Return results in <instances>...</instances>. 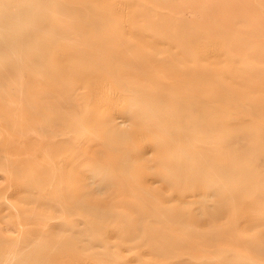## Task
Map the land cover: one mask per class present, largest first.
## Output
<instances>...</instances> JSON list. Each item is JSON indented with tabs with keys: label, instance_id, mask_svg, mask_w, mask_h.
I'll list each match as a JSON object with an SVG mask.
<instances>
[{
	"label": "rangeland",
	"instance_id": "1",
	"mask_svg": "<svg viewBox=\"0 0 264 264\" xmlns=\"http://www.w3.org/2000/svg\"><path fill=\"white\" fill-rule=\"evenodd\" d=\"M50 1L48 7L37 9L48 21L64 23L62 5L76 9L86 7L84 17H101L98 24H104L105 29L91 31L80 40L65 41L59 32L39 29L38 20L32 19L33 25L28 21L22 25L26 32L38 31L33 37L29 34L30 43L22 45V49L20 44V48L16 45L18 38L2 37L8 27H18L17 11L25 8L26 1L0 0V39H3L0 40V264H264V243H260L264 242V0H220L223 8L211 10L200 0L199 14L193 13L186 2L172 0L187 5L184 9L178 6L183 9L179 12L186 20L204 22L199 25L202 35L197 33L191 46V64L177 63L174 58L177 48L162 44L160 36L156 39L160 43L155 41L156 49L161 50L157 54L160 69L150 73L159 71L164 85L170 80L169 87L173 90L171 103L167 99L159 109H165L168 104L175 113L184 116L179 122L182 126L179 133L189 138L175 150L192 147L202 158L198 165L206 167L208 174L187 191L164 185L155 174L158 168L151 167L158 138L155 133L139 132L141 136L133 132L130 136L123 147L125 151L131 149L126 151L129 173L128 168L124 172L120 167L118 155L121 153L116 148L101 151L103 148L97 146L95 153L102 164L95 167L82 164L79 151H95L91 143H87V136H83L87 133L86 127L62 130V125L76 124L83 114L72 115L69 105L60 102L55 91L64 86V58L60 53L64 55L65 46L102 39L111 43L103 51L114 52L119 47L118 40L127 39L138 45L139 36L131 39L135 34L131 32L144 25L145 19L137 15L138 20L135 17L136 24L132 27L133 11L145 6L151 8L147 18L150 20L158 12L169 14L163 2ZM2 10L5 12L3 21ZM84 17L73 13L69 19L74 25L81 24ZM129 28L134 30L127 31ZM44 48L43 54L37 57L36 53ZM135 50L137 58L145 53V48ZM19 59L23 63L20 66ZM184 66L193 70L188 71ZM174 67L177 69L172 78L167 75L168 79L162 72L167 74ZM175 78L184 81V85L176 83ZM101 82L104 83L97 82L100 88H112ZM117 89L119 95L114 88L111 92L116 94L108 91L106 95H110L109 101L114 97L108 101V107L113 109L98 110L109 127L118 125V118L124 114L125 100L131 95L122 88ZM88 90L86 87L78 90L83 93L79 107L92 111L96 106L87 104ZM120 95H125V99ZM112 113L118 115L116 121ZM119 124L128 131L133 130L130 125ZM41 126L47 127L42 131ZM134 134L139 138L145 136L147 143L145 139L142 145L143 140ZM137 140L139 148L136 149ZM40 146H44V153ZM175 150L167 149L164 154L169 157ZM224 165L228 169L226 175L220 171ZM116 168L123 171V174L119 172L124 181ZM162 170L173 172L174 166ZM60 174L65 177L59 182ZM48 175L54 179L51 186L45 187L38 180ZM126 183L131 188H127ZM76 185L81 187L83 197H79L77 187L74 194L67 192L70 186ZM173 194L178 195V201L171 197ZM219 204L227 214L211 217L210 211ZM195 210L198 220L191 221ZM170 211H183L187 223L172 221L166 214ZM149 223L154 225L153 230L162 231L164 235L140 229ZM95 228H100L99 232ZM160 249H165L167 254L159 255Z\"/></svg>",
	"mask_w": 264,
	"mask_h": 264
},
{
	"label": "bare ground",
	"instance_id": "2",
	"mask_svg": "<svg viewBox=\"0 0 264 264\" xmlns=\"http://www.w3.org/2000/svg\"><path fill=\"white\" fill-rule=\"evenodd\" d=\"M25 1H26L25 8L17 11L16 20H17V23H19V25L17 24L18 27L17 28L8 27L6 29V32L3 33L4 36L2 37L3 39H8V37L11 39H13L14 37L18 38V39H15L16 42L18 41V43H16V45L20 44L22 46V45L27 44L28 42L30 43V37H29L30 35L29 34H32V37H33V35L35 36V34L37 33L38 30L33 31V33L30 32V30H29L30 33L28 31L26 32L25 28L22 25L24 22H27V21H28V23L32 22L33 21L32 19L38 20V22L40 24L39 29H41V30L51 29L56 33L59 32L65 41L72 39V38L73 39L77 38L78 40H80V39L84 38L91 31L101 32V30L103 28L105 29L104 24H102V23L98 24L101 17H94V16H88L90 18L84 17L85 15H87V12L85 10L86 7L83 9H81V8L76 9V8H72L71 6H63L62 5V9H63L62 11L64 13V23L61 24V23L55 22V21H53V22L48 21L46 18H43L40 14V11L37 10L38 8H40V6H43L44 8L48 7L52 3V1H50V0H25ZM99 1H101V0H99ZM150 1L153 2L154 0H150ZM155 1L163 2L165 7L164 6H162V7L166 8L168 10L169 14H164L162 12H158L159 14H154V17H152V19L147 20V18L149 17L148 12L150 13L151 8H148L147 6H145V8H141L142 10L139 9L138 11H133L134 14H133L132 27L134 24H136L135 17L137 18V20H138V17L140 19H145V22H143L144 25H141L140 27H138L137 31L132 29L135 32L133 31V32H131V34H133V33H135V34L132 36L130 34V36L132 37L131 39H134L133 37H135V36H139L140 41H139L138 45L128 41L127 39L118 40L119 42L118 41H116V42L119 44V47L114 52H104L103 51L104 49H107V47H106L107 45L111 46V43H107V40H102V39H99L97 41L95 40L93 42H90L89 40H84V41H79V43H77L75 45L65 46L64 55H63V53H60V54H62L61 57L64 58L63 69H62L63 77H64V86L62 87L61 90H55L56 91V97L58 98L59 101L62 100V102L64 104L69 105V107L71 108L72 115L83 114V116L78 119L76 124H73V125L71 124V125H67V126L62 125V130L63 129L64 130L70 129V128L75 129V130H77V129L79 130V129H83L86 127L85 129H86L87 133H83V136L84 137L87 136L86 141L88 144L91 143L90 146H92L94 150H95V147H97V146H101L103 148L101 151L107 150L110 148H116V149L120 150L121 156L118 155V157L120 158V161L119 160L118 161H119L120 167H122L125 170L124 172H126V169L128 168V167L126 168V166L130 165L129 164L130 162H128L129 158L127 157L128 155H127L126 151L131 150V149H127L125 151V149L123 147L127 145L128 141L130 139V136L133 134V132H136V133L137 132L138 133L144 132L143 134H152V133L157 134L158 138L155 141V150L153 151L154 159L151 160V162L153 161L151 167L158 168V170L155 174L157 175L159 180L164 185H167V186H169V187H171L177 191L178 190L187 191V190L191 189V187L193 185L199 184V182L201 183L204 178L208 177V174L206 172V167L202 168L198 165V163H200L202 161L201 160L202 158L200 155H198L194 152V149L192 147L187 146L183 150H179V151L175 150L177 145L181 144L184 140H186V141L189 140V138H187V137L184 138V137L180 136V133H179L182 129V126L179 124V122H181V120L184 119V116H182V115L179 116L178 113H175V109L170 107V105H168V104H167L165 109H163V110L159 109V107L163 106L164 102L167 99H168V102L171 103L173 90L169 87L170 86V80H168L167 86L164 85L162 78L158 74L159 71H157L154 74H151L150 72H151V70H159L160 69V66H159L160 59H159V55H157V54L161 53V50L156 49V47H155L156 42L160 43V40L157 41L158 40L157 37H159V36L163 39L162 40L163 43L161 42L162 44H169V45L177 48L175 50V53H174V56H175L174 58H175V61L177 63L192 62V61H190V56L192 55V53H191L192 47L191 46L194 45V43L196 41V37L202 35V33H199L200 32L199 25H202L204 22H197L196 21V23H195L192 21H188V20H186V18H184V16L182 14L180 15V13L187 5H189L191 7V10L193 11V13L195 11L197 14H199L201 11V10H199V5H202V4H201V2H199L200 0H182V1H184V3L185 2L187 3L186 6L180 5L182 1L181 2H174L172 0H155ZM118 2H119V0H118ZM125 2L126 1H124L123 3H125ZM204 2H205V4L208 5V10H211L215 7H222L223 8V6L220 3V0H204ZM86 3H88V0H86ZM178 6H182L183 9L182 10L179 9L180 7H178ZM112 7H114V5ZM119 7L121 8V6H119ZM135 10H137V9L135 8ZM179 10H181V11L179 12ZM122 11L123 10H121V13H122ZM113 12H116V11H113ZM2 13L3 14L1 15V21H3L5 19L4 10H2ZM73 13H77L78 16L84 17L82 20H80L78 18V20H80L82 22L81 24H78L76 22V24L73 25V23L71 21L72 19H69V16H71ZM113 14H115V13H113ZM137 15H138V17H137ZM125 16H124V18H125ZM174 16L177 17V19L174 18ZM6 17H9V16H6ZM13 17H11L9 19H12ZM13 21H14V18L12 19L11 22H13ZM138 23H139V21H138ZM30 24H32V23H30ZM126 24H128V23H126ZM130 28L127 31H132ZM124 29H126V28H124ZM127 33H126V35H127ZM197 33H198V36H197ZM123 34H124V32H123ZM3 39H2V41H3ZM31 39L33 42V38H31ZM136 39H138V37ZM13 40L10 41V43H12ZM199 42H201V41H199ZM7 45H9V44H7ZM20 45H19V48L21 47ZM58 45H60V44L58 43ZM26 46H28V45H26ZM138 47L145 48V53L142 56L139 55V57L137 58L136 57L137 55L135 56L134 52L136 51L135 49ZM8 48H9V46L7 47V49ZM19 48L17 47V49H19ZM22 49H23V46H22ZM22 49H19V50H22ZM153 49H154V51H153ZM9 50H11V49L9 48ZM15 50L16 49H14V51ZM44 50H46V48L42 49L39 53H36V56L40 57V55L43 54ZM10 53H11V51H10ZM56 53H57V50H56ZM165 53H164V55H165ZM60 54H59V56H60ZM56 55H58V53ZM65 57H66V60H65ZM62 58H61V60H63ZM20 59H19V66H20V63H22L21 62L22 60L20 61ZM189 64H191V63H189ZM184 68L189 69L188 71L193 70L191 68H187L186 66H184ZM174 69H177V67H174L173 69H171L167 74H166V71H163L162 73H164V75L167 78H168L167 75H170V77L172 78V76L175 72ZM21 77H23V76H21ZM100 81L104 82V83L101 82L102 85H104L106 82L105 85L106 86L110 85L112 88L110 86H108V87L111 88L112 90L111 89L109 90L108 88L106 90L105 89L106 87L100 88L97 84V82L99 83ZM174 81L176 83H178L179 85L180 84L184 85V81H182L180 78H175ZM87 82L89 84L86 86ZM95 83L97 86L95 85L96 87H94V86L92 87V85H94ZM89 86L91 88H89V90H88ZM85 87L88 90V94H89L87 104L88 105L89 104H91V105L95 104V106H96L95 109L92 111L81 110L79 107V102L81 99H83V97H82L83 93L79 92L78 90H80V88H85ZM113 88L115 90H117V91L114 90L117 93H118V91H120L117 88H122L126 91L127 94L130 93L131 95H128L129 98L125 100L126 102L124 101V99H125L124 97H126L125 96L126 94L124 95V97L122 96L123 93H122V95H120V96H122V98H124L123 101L125 102V106H124L125 108H123L124 110L122 109L124 114H122V116L118 118V119H120V120H117V121H120V122H118V125H114V126L109 127L105 124V122H104L105 120L103 119V115L98 110H99V108L100 109L102 108V110L109 108L108 107V104H109L108 98L110 95H108L107 97H106V95L108 94V91L109 92L113 91ZM115 92H111V93H115ZM118 95H119V93H118ZM113 99H114V97H111V100H113ZM148 99H149V101H148ZM120 105H121V103L118 106L120 107ZM171 106H172V104H171ZM109 109H108V111H109ZM112 109H110V110H112ZM115 109H116V107H115ZM105 111H103V113ZM118 111H119V109H118ZM112 114H110V115H112ZM116 116L118 117V115L112 116V117H114V121H116L115 120ZM106 122L110 123V121H106ZM119 123H123L124 125H127V126L128 125L132 126L133 127V130H131L132 132L128 131L123 125H120ZM86 124L88 125L89 129H87ZM46 127L42 128V126H41L40 129H42V131H43V129H46ZM186 130H188V128H186ZM47 134H49V133H47ZM139 135L142 136V134H140V133H139ZM134 136H137V135L134 134ZM134 136H132V138ZM144 137L145 136H143L141 138L138 137L139 140H141V141L143 140V142H141L142 145L146 139V137L145 138ZM142 138H144V139H142ZM139 140H137L136 146L139 145L138 144ZM45 141H46V139L43 142H45ZM49 141H50V138H49ZM134 141H136L135 138H134ZM147 141H148V139H146L145 143H147ZM47 143H44V144L47 146ZM44 146L43 147L40 146V147H42L41 150L44 149ZM135 147H134V149H135ZM137 148H139V146L136 147V149ZM171 148L175 150V154L167 157L166 154H164V152L167 149H171ZM37 150H40V149H37ZM27 151H28V149H27ZM43 151L44 150H42V152ZM101 151H99V153H101ZM107 151H109V150H107ZM95 152H96V150L94 152H91V153L90 152H84V151L82 152L80 150L78 156L83 158L82 164L84 163V165L86 167H90V166L95 167V166H99V164H102V160L99 158V155H97L98 153L96 154ZM136 152H135V154H136ZM118 153H119V151H118ZM128 153H131V152L128 151ZM115 154H113V155H115ZM135 154H133V155H135ZM143 154H145V153H143ZM143 154L141 156L142 158L145 155H147V154H145L143 156ZM109 156H110V154H109ZM116 156L117 155H115L114 157H116ZM130 156H132V155H130ZM137 156L140 158L139 155H137ZM114 157H112V159ZM209 157L214 158L213 156H209ZM110 158H108V159H110ZM112 159H111V161H112ZM137 160H140V159L137 158ZM135 162H133V163H135ZM225 165L223 166L224 169H220L222 175L228 174V169H225L226 168ZM171 166H174L173 172H168V171L162 170L165 168H171ZM160 168H162V169H160ZM116 170H118V169L116 168ZM77 171H78V169H77ZM81 171H83V170H81ZM119 171H121V170H118V172ZM127 172L129 173V168H128ZM121 173L123 174V171H121ZM121 173L119 172V174L118 173L117 174L122 177V175H120ZM143 173H141V174H143ZM144 174H146V172ZM53 175L55 178L54 171H53ZM80 175L82 176V173ZM181 176H184V178H182ZM64 177H65V175H63V174H60L57 176L59 182L61 180H63ZM82 177H84V176H82ZM145 177H148V176L145 175ZM145 177H143V178H145ZM54 178L52 177V175L51 176L48 175V176H45L43 178H39L38 181H42L43 184L45 185V187H47L49 184L51 186V184H52L51 181ZM92 179H94V181L96 180L95 177ZM121 179L123 181L125 180L123 177ZM90 181H91L90 183L94 184L92 182L93 180H90ZM146 182H147V180H146ZM95 185H96V187H99L97 185V183ZM82 186H84V185H82ZM76 187L80 191L79 197H83L82 192L80 190L81 187L78 185L70 186L67 189V192L73 193L74 191H76ZM126 187L127 188L129 187V185L127 183H126ZM129 188H131V187H129ZM196 188H198V187H196ZM162 189H165V188H162ZM90 190H91V188H90ZM97 190H99V189H97ZM86 192H88V191H86ZM86 192H84V194ZM88 193H86L85 196L88 195ZM173 195L171 197L173 199H175V201L177 199H179L178 195H177V197L175 195L174 196ZM55 196H57V195H55ZM191 196H193V195H191ZM174 197H176V198H174ZM55 198H57V197H55ZM154 204H155V202H154ZM80 205L84 206L83 204H80ZM202 205H205V204L203 203ZM198 207H201V203L198 204ZM197 208H196V210H197ZM196 210L194 211V213L191 217V221L198 220L197 216H196L198 214V212H196ZM223 210H224V213H223ZM225 210L226 209L224 207L220 206V204H219L216 207H214L213 210L210 211V216L216 217L218 215L221 216L223 214H227V212H225ZM166 214L170 218L173 219L172 221H177V222L182 223V224H186L188 221L185 218L183 211H172V212L170 211V212H167ZM153 226L154 225L150 224V223L148 225L144 224L140 229L147 231V233L153 232L154 234L155 233L163 234L162 231L157 232L156 229L153 230L152 229ZM99 229L95 228L96 232H99ZM147 242H149V241H147ZM260 243H264V242H260ZM158 254L159 255H165V254H167V251L165 249H163V250L160 249V251L158 250Z\"/></svg>",
	"mask_w": 264,
	"mask_h": 264
}]
</instances>
